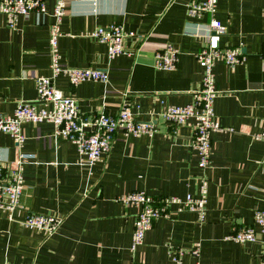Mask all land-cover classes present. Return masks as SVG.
<instances>
[{"label":"crops","instance_id":"1","mask_svg":"<svg viewBox=\"0 0 264 264\" xmlns=\"http://www.w3.org/2000/svg\"><path fill=\"white\" fill-rule=\"evenodd\" d=\"M192 1L67 0L58 46L63 65L108 72L106 83L73 85L61 72L57 88L76 98L81 115L117 116L125 99L140 120L156 119L151 136L117 131L110 150L91 169L80 163L71 141L57 137L49 121L22 123L19 145L0 131V162L17 161L20 152L36 155L24 164L21 207L10 219L0 211V264H177L169 246L188 253L200 243L202 264H262L264 233L254 213L264 210V0H218L214 13L189 14ZM46 14L20 16L16 28L0 13V115L13 114L20 100L37 102L35 78L51 75L50 30L56 0H44ZM217 18L226 26L221 45L241 47L246 58L235 67L219 60L214 68L219 95L216 117L223 130L213 132L207 214L198 223L193 212L155 220L144 243L131 249L138 207L118 197L137 190L155 197L199 195L197 152L191 147L194 122L176 126L160 114L166 104L185 105L203 78L197 53L206 43L200 26ZM121 24L143 38L125 40V54L108 57L106 44L88 36L99 26ZM180 48L175 69L155 67V53L168 44ZM90 130V128H88ZM62 219L48 237L22 225L28 213ZM255 226L258 240L238 243L228 236Z\"/></svg>","mask_w":264,"mask_h":264},{"label":"built area","instance_id":"2","mask_svg":"<svg viewBox=\"0 0 264 264\" xmlns=\"http://www.w3.org/2000/svg\"><path fill=\"white\" fill-rule=\"evenodd\" d=\"M218 0L192 1L189 4V14L199 15L204 12L214 13ZM67 11V0H56L52 13L54 22L50 30V52L52 57L51 75H39L35 78L38 100L37 102L20 100L13 114L0 115V131L9 133L19 145L26 136L22 131V123L31 121L39 123L49 121L54 125L57 137H62L74 143L80 153V163L91 169L110 150L117 131L126 135L153 136L159 131L156 119L140 120L135 116L131 102L125 99L117 116L106 113L82 116L76 98L67 96L56 87L54 80L61 73L67 74L70 82L75 85L82 81H101L106 83L108 72L98 68L74 67L63 65L58 41L63 35L61 23ZM46 14L47 6L44 0H0V13L7 17L8 26L16 28L18 17L28 16L30 13ZM206 36V43L197 53V59L203 67V78L198 89L194 91L193 101L185 105L166 104L160 118L169 124L180 126L194 122V136L191 147L199 157L200 176L199 195L189 193L185 197L161 196L155 197L146 191L137 190L118 197L125 205L138 207L134 222L131 249L135 251L144 243L147 232L152 229L156 219L165 217L174 219L183 212H193L197 215L198 223H204L207 214V196L209 178L207 170L211 167L212 134L223 130L216 117L215 100L219 95L214 68L217 61L223 60L228 66L235 67L244 63L245 54L241 47H224L221 45L222 36L226 33V26L217 18L209 23L200 25ZM88 36L100 43L106 44L110 59L125 54L124 42L128 38L142 39L138 31H129L121 24L99 26ZM180 48L173 43L155 53V67L158 69H175L180 60ZM264 55V51H263ZM90 128V130H88ZM264 139V132L259 135ZM36 155L21 151L15 162H0V211H5L10 219L21 207V198L25 190L24 164L34 160ZM255 224L264 233V210L258 209L254 213ZM22 225L30 229L42 231L46 236L54 235L62 224V219L55 215L43 213H28L21 221ZM259 230L255 226H244L236 229L228 239L238 243H254L258 240ZM196 243L187 250L195 259L200 261L201 247ZM185 249L169 246V254L177 264H185L183 255ZM264 264V253L262 257Z\"/></svg>","mask_w":264,"mask_h":264},{"label":"water","instance_id":"3","mask_svg":"<svg viewBox=\"0 0 264 264\" xmlns=\"http://www.w3.org/2000/svg\"><path fill=\"white\" fill-rule=\"evenodd\" d=\"M89 130V129H88Z\"/></svg>","mask_w":264,"mask_h":264}]
</instances>
